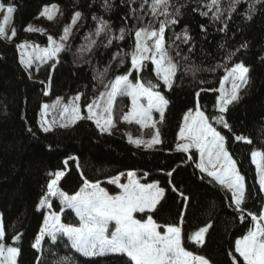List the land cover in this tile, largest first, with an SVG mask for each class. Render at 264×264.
I'll use <instances>...</instances> for the list:
<instances>
[{
    "label": "trees",
    "instance_id": "1",
    "mask_svg": "<svg viewBox=\"0 0 264 264\" xmlns=\"http://www.w3.org/2000/svg\"><path fill=\"white\" fill-rule=\"evenodd\" d=\"M3 1L14 4L17 34L13 40L0 38V217L5 228L4 242L20 249L17 264H130L122 254L84 256L71 248L67 237L53 242L46 236L41 251L32 247L46 216V210L38 205L47 193L50 179L54 178L49 173L61 170L65 174L60 179V188L69 194L78 192L84 180L99 181L115 192L117 188L107 180L130 170L157 180L165 195L154 210L139 213L140 217L150 214L162 227L180 226L186 250L205 257L211 264H233V255L243 264V258L235 253V241L252 227L253 220L248 213L259 215L264 208V193L260 191L257 166L251 156L255 149L264 152V2L241 0L236 10L231 11L230 0H221L223 16L221 20H213L211 11L208 16L200 14L208 11L209 0H171L169 11L179 7L182 15L177 24L166 28L165 43L179 70L170 90L159 81L158 89L165 92L169 101L163 121L160 122L158 115L154 117L162 143L155 149H146L129 143L122 131L101 134L92 120H80L66 128L54 124L53 130L47 133L41 129L40 122L44 119L43 104L62 96L73 98L81 94L86 115V105L101 89L94 79L97 69L114 66L115 72L128 71L130 56L125 57L123 65L120 57L113 59V56L117 52L132 51L138 28L151 23L159 26V20L166 19L163 15H152L151 0L147 3L109 0L111 10L102 7L104 0ZM51 3L61 6L60 23L80 12L90 24L95 22L93 16L105 19L111 32L105 34L90 63H79L71 45L69 51L59 54L58 62L48 61L39 72L30 75L20 63V49L16 45L24 38L47 41L46 35L27 32L25 28L33 19H40L43 7ZM186 27L191 37L187 44L175 36ZM121 28L126 30L123 40L116 39ZM222 28L225 30L220 31ZM108 36L113 38V43L104 47ZM177 46L180 55H177ZM239 62L249 67L248 82L241 88L239 100L224 113L230 128L210 120L225 134L227 147L245 177L247 199L242 206L243 213L237 211L227 189L196 167L195 151L183 153L175 147L186 112L196 106V93H200L201 107L209 117L218 114L213 107L218 91L211 89H218L226 68ZM146 64L147 68L140 73L141 80L156 84L154 65L151 61ZM117 101L116 108L121 111L116 113V118L120 120L130 98ZM236 135L247 137L251 143L236 141ZM173 185L176 192L171 190ZM53 205L61 213L63 223L79 221L71 209L61 211L58 199L53 200ZM207 225L210 227L203 244L188 239L190 234ZM16 234H21V239L14 242L12 237ZM65 257L67 260H63Z\"/></svg>",
    "mask_w": 264,
    "mask_h": 264
},
{
    "label": "snow or ice",
    "instance_id": "2",
    "mask_svg": "<svg viewBox=\"0 0 264 264\" xmlns=\"http://www.w3.org/2000/svg\"><path fill=\"white\" fill-rule=\"evenodd\" d=\"M147 3V0H144ZM241 0H230L229 9L235 11ZM256 3L264 2V0H255ZM221 0H209L206 5L208 11H201V15L208 16L209 11L212 12L213 20H221L223 12L221 10ZM171 0H151V13L154 17L163 15L164 20H159V27H141L135 31L134 47L130 53L117 52L113 59L120 57V65L125 63V57L130 56L131 67L125 74L116 75L114 79L104 84V91L99 93L91 103L86 105L87 114L83 115L80 110L78 101L81 94H77L72 98L70 104L63 105L59 112L61 119L60 127L66 128L75 125L80 120H92L96 128L101 134H112L115 128L113 119L114 106L118 98L130 97L131 108L124 113L120 119L131 124L135 122L141 128L155 129L151 139L145 141L140 138L133 139L129 135V143L135 144L137 147L143 146L146 149H153L156 145L162 143L160 132L157 128V122L153 120V110L159 113L160 122L164 119L165 110L169 101L161 94L159 90V81L163 82V86L169 90L173 87L174 78L179 70V65L169 55L165 43V30L170 25L178 23L179 17L182 15L181 9L176 7L172 12L169 11ZM102 7L105 10H111L112 5L109 0H104ZM183 7V6H181ZM5 5L0 4V9H4ZM213 9H215L213 11ZM250 9L254 10L250 4ZM11 5L6 7L7 14L4 16V22L0 23V38L11 40L16 36V29H12L11 35L6 33V24L14 12ZM198 9H194L197 11ZM135 11L134 9L132 10ZM60 12L59 6L56 4L45 6L40 16L46 17L47 20L53 21L57 13ZM80 12H75L71 19V23L65 25L63 34L59 41L52 36H48V46L39 47L38 45H28L27 43L18 44L16 47L21 50L31 48L26 55L22 54L20 63L26 70L31 69L33 64L36 70H40V66L47 64L48 61L56 60L59 54L69 51L70 44L66 42L72 35V29L81 18ZM251 19V15L247 16ZM94 20H98V26L94 33L88 34L85 38L86 43L81 45L78 53H90L96 46V41L91 37L94 34L99 37L102 33H110L111 28L102 18L93 16ZM203 25L201 28L203 29ZM227 24H225V28ZM222 28L220 31H224ZM25 31H38L31 26L25 28ZM125 28L120 29L119 37L116 39L123 40L125 38ZM177 40H181L187 44L191 37L188 34L187 27L181 33L175 34ZM113 43L111 36L107 37V43L104 47H108ZM174 43V42H173ZM224 47V45H221ZM246 47V45H242ZM177 55H180L177 46ZM231 57H229L230 59ZM147 61H151L154 68L152 69L157 78V83L153 84L151 80L146 83L140 79V73L147 68ZM58 62V60H56ZM90 63V61H89ZM55 64L52 65L54 67ZM214 71L215 69H210ZM108 71L104 69L100 73L101 83L103 76ZM133 72L137 74L136 82L133 83L129 78ZM227 74L220 80L219 89H211L218 91L216 103L213 105L218 110V114L211 117L205 115L199 104L200 93H196L197 103L195 113L189 109L184 116L183 126L180 128L178 139L182 141L177 143L176 150L188 153L190 149H196L199 152V163L196 165L202 173H206L208 177L218 182L222 187L231 193V201L238 212L243 213L242 207L246 203L247 190L245 187V177L240 174L236 166V161L225 147V137L210 122L222 124L225 128H230L226 122L224 113L228 111V106L239 100V91L248 82L249 68L243 62L235 63L231 68H226ZM31 75V73H30ZM96 77H94L95 79ZM226 83L231 84V88L225 87ZM201 91H204L201 89ZM47 95V93H45ZM61 98H57L59 101ZM142 101H146V104ZM55 108L53 104L42 106L41 115L45 117L49 108ZM55 120L49 122L42 119L40 122L41 129L47 133L53 130ZM31 131V129H29ZM236 141H251L243 136L236 135ZM252 162L257 166L258 183L261 192H264V152L253 151L251 153ZM192 156H189L191 159ZM259 158V159H258ZM69 159H76L69 157ZM65 164L68 161H64ZM79 166V165H77ZM63 171L49 173L50 179L47 185V193L40 201L38 207L47 206L51 209L50 197L58 196L61 202V211L64 208L71 209L79 218V226L65 225L61 222L60 215L56 212H50L44 219V224L40 229L39 235L36 237L32 247L38 251L42 250V241L47 236L53 242L60 237H67L71 248L77 250L84 256L95 257L108 254H122L128 258L130 264H209V262L201 256H197L186 250L183 246L182 228L180 226L170 224L165 226L163 232L161 225L157 224L151 215H147V219H137L135 214L150 212L154 210L157 204L165 195V189L159 187L158 182L145 184L135 179L134 172H128L129 182L127 184H119L121 192L116 196H111L108 192L100 187V182L95 183L84 180L83 186L74 195L69 196L61 191L58 187ZM120 175H124L121 173ZM172 175L171 172L168 173ZM110 183L118 184L119 176L112 178ZM171 183V181H169ZM176 192L175 186L171 189ZM183 196V193L180 194ZM187 198H185L186 200ZM254 227L250 228L246 235L235 241V253L243 258V264H264V208L261 209L259 215L249 212ZM181 223L183 215H181ZM241 219H244L243 215ZM114 222V229L110 231V225ZM210 225L200 228L198 231L190 234L188 239L197 244H203L204 235L208 231ZM13 241H19L21 234L12 237ZM5 228L3 222L0 221V264H17V256L20 249L18 247L6 244ZM232 255V253H230ZM233 264H240L239 260L233 255ZM67 260V258H63Z\"/></svg>",
    "mask_w": 264,
    "mask_h": 264
},
{
    "label": "rangeland",
    "instance_id": "3",
    "mask_svg": "<svg viewBox=\"0 0 264 264\" xmlns=\"http://www.w3.org/2000/svg\"><path fill=\"white\" fill-rule=\"evenodd\" d=\"M0 4H3L5 5V8L4 9H0V23H3L4 22V16L7 14L6 12V7L8 5H11L14 9V4L12 3H7L3 0H0ZM53 4H56L59 6V9H60V12L57 13V16L56 18L53 20V21H49L47 20L46 17H42V16H39L40 19H33L30 24L28 26H31L33 27L34 29H38V31H35V32H39L40 34H43V35H46L47 36V41H40L36 38H24L22 40L19 41V44H23V43H27L28 45H38L39 47L43 48V47H47L48 46V36H52L54 39H56L57 41H59L60 39V36L63 34V28L65 25H68L71 23V19L68 20V21H64L62 23H60V19H61V16H62V10H61V6L58 4V3H51V4H47L45 6H49V5H53ZM44 6V7H45ZM43 7V9H44ZM42 9V10H43ZM99 18V17H98ZM104 21H106L105 19H103ZM107 22V21H106ZM98 26V20H95V22L93 24H90L88 23V21L86 20L85 17L81 16V18L77 21V23L75 24V26L73 27L72 29V35H70L69 37V40L66 42L67 44H70L73 46V51L75 53V56L77 57V61L79 63H85V62H88L90 61L93 56H94V53L98 47V45L100 44L101 40L103 39V37L105 36L106 33H102L99 37L95 36L94 34L92 35V39L96 41V46L92 49V51L90 53H84L83 55H80L78 53V49L80 48L81 45L85 44L86 43V37L88 36V34L90 33H94V30L97 28ZM148 28H151V27H156L158 28V24H155V23H151L149 24L148 26H146ZM12 29H16V25H15V10L14 12L11 14V18L10 20L8 21V23L6 24V33L7 35H11V31ZM17 32V31H16ZM16 37V36H15ZM15 37H13L11 40H13ZM31 51V48H28L27 50H21L20 49V57L22 54L26 55L28 52ZM170 55V54H169ZM171 56V55H170ZM48 63V62H47ZM240 63V62H239ZM246 67H248L245 63H243ZM46 64L44 65H41L40 66V70H41V67H44ZM249 68V67H248ZM106 69V68H105ZM108 71L105 73V75L103 76V83H101V79H100V73L104 71V69H97L96 71V80L98 82L99 85H101V89H100V92L104 91V87L103 85L104 84H107L109 81H111L112 79H114V77L116 75H122V72H115V67L114 66H111L110 68H107ZM39 70V71H40ZM29 73L35 75L37 72L36 70V65L33 64L32 68L31 69H28ZM125 74V73H123ZM227 74V72L222 76V78ZM133 83L136 82V78H137V75H135V72H133V74L129 77ZM141 79V77H140ZM220 87V86H219ZM225 87L227 89H230L231 88V84L230 83H226ZM219 89V88H218ZM161 92L162 95L165 96L166 98V95H165V92L161 89H157ZM241 91V89H240ZM240 91H239V95H240ZM99 92V93H100ZM99 93L97 96H99ZM218 95H219V92H218ZM61 99L59 101H57V99L55 100H52L51 102H47L46 104H48L49 106H52L53 104L56 105L55 108H52L50 107L48 112L50 113H47V115L44 117V119H46L47 121L51 122L53 120H55V122H59L61 123V119L59 117V112L60 110L62 109L63 105L65 104H70V102L72 101V98H66L64 96L60 97ZM130 98V97H129ZM167 99V98H166ZM118 102V101H117ZM115 104L114 106V112H113V119H114V122H115V128L112 130H118V131H122L125 135H126V138L127 140L129 141V135H131V137L133 139H136V138H140V139H143L145 141H148L149 139H151L152 135L154 134L155 132V129H148V128H141L140 125L136 124L135 122L129 124L123 120H118L116 118V113L121 111L119 109H117V103ZM143 103L146 104V101H142ZM78 104L80 106V110H81V113L84 115V107H83V104L80 101H78ZM199 104H200V101H199ZM45 105V104H43ZM200 107H201V104H200ZM131 108V98H130V102L129 104L126 105V109H124V113H126L127 111H129V109ZM195 107L191 108V110L193 111V114L195 113ZM87 109V108H86ZM201 110L204 111V109L201 107ZM189 111V110H188ZM205 112V111H204ZM123 113V114H124ZM187 113V112H186ZM158 115L159 116V113L156 112L155 110H153V113H152V116H153V120L156 121V119H154V117ZM205 115H207V113L205 112ZM208 116V115H207ZM210 122L213 124V126L217 129V131H219L221 133V135H223L225 137V134L221 131V129H219L211 120ZM183 123H184V119L182 121V124L180 126V128L183 126ZM56 127L59 126L58 123H55ZM157 128L159 129L158 127V124H157ZM160 132V130H159ZM179 132H180V129L178 131V135H177V138H176V141H175V147L177 145V143H181L182 141H180L178 139V136H179ZM160 139L162 141V136H161V132H160ZM135 145V144H134ZM160 145V144H159ZM159 145H156L153 149L159 147ZM136 146V145H135ZM137 147V146H136ZM143 147V146H141ZM225 147L227 149V151L230 153V155L232 156L230 150L228 149L227 147V143H226V137H225ZM193 151H195L197 153V157H198V163H199V159H200V156H199V152L196 150V149H190L189 150V154H191ZM254 151H260L259 149H255ZM261 152V151H260ZM232 159L234 161L235 158L232 156ZM259 159V158H258ZM236 166H237V169L239 170V167L237 165V162H236ZM64 172L65 174V171L64 170H61ZM128 172H134L136 174L135 176V179L139 180L140 183H145V184H150V183H154V182H158L157 180H154V179H147L146 176L147 175H141L139 172L135 171V170H130V171H127V172H122L124 173V175H116L114 177H117L119 176V183L118 184H113L114 187L117 188V191L115 192H112L111 191V188H108L106 187V185H104L103 183L100 182V187L104 188L109 195L111 196H116L118 195L120 192H121V188L119 187V184H127L129 182V178L127 176V173ZM240 174L243 175V173L239 170ZM244 176V175H243ZM63 177V176H62ZM61 177V178H62ZM114 177H111L109 178L107 181L108 183H110L109 181L114 178ZM90 182V181H89ZM92 183H95V182H92ZM158 185L159 187H162L160 185V183L158 182ZM58 187L61 191H63L61 188H60V181H59V184H58ZM245 187H246V181H245ZM163 188V187H162ZM65 192V191H63ZM67 193V192H65ZM264 193V192H263ZM69 196L71 195H74V194H69L67 193ZM50 203L52 204V207L51 209H49L47 206H44V207H40L41 209H45L46 210V216H48L50 214V212H56L58 213L55 209H54V205H53V200L54 199H58L59 203L61 204L60 202V198L58 196H53V197H50ZM64 209H67V208H64ZM60 215V218H61V213H58ZM134 215L136 216L137 219H141V220H145L147 219V217L145 218H142L140 217L138 214H135ZM150 215V214H149ZM45 216V217H46ZM154 220V219H153ZM0 221H1V217H0ZM155 221V220H154ZM61 222H62V218H61ZM156 222V221H155ZM63 223V222H62ZM157 223V222H156ZM44 224V223H43ZM65 225H72V226H79V221L77 223H63ZM158 224V223H157ZM160 225V224H159ZM254 227V222L252 224V227ZM165 226L162 227L158 230H160L161 232H163ZM114 229V222L112 225H110V231ZM241 238V237H240ZM239 239V238H238ZM15 247H18L17 245H15ZM188 251V250H187ZM196 255V254H195ZM197 256H200V255H197ZM202 257V256H201ZM205 258V257H204ZM17 259H18V256H17ZM206 259V258H205ZM207 260V259H206ZM209 262V260H207ZM209 264H211L209 262Z\"/></svg>",
    "mask_w": 264,
    "mask_h": 264
}]
</instances>
